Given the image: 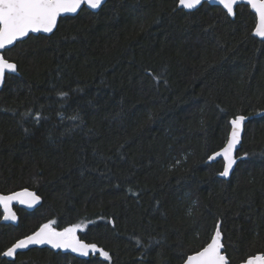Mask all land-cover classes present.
Masks as SVG:
<instances>
[{
	"label": "trees",
	"instance_id": "1",
	"mask_svg": "<svg viewBox=\"0 0 264 264\" xmlns=\"http://www.w3.org/2000/svg\"><path fill=\"white\" fill-rule=\"evenodd\" d=\"M255 24L245 4L230 17L207 2L187 11L179 0H106L3 50L17 72L0 89V192L41 199L31 211L15 206L16 225L0 211V264H182L217 224L229 264L264 254ZM260 111L237 153L247 158L223 179L222 160L209 156L232 118ZM47 222L84 224L78 238L110 259L45 246L3 256Z\"/></svg>",
	"mask_w": 264,
	"mask_h": 264
},
{
	"label": "snow or ice",
	"instance_id": "2",
	"mask_svg": "<svg viewBox=\"0 0 264 264\" xmlns=\"http://www.w3.org/2000/svg\"><path fill=\"white\" fill-rule=\"evenodd\" d=\"M103 3L104 0H0V50L13 45L15 41L28 36L30 32H53L59 17L63 14L77 13L82 5H86L90 9H98ZM219 3L223 5L229 15H234V5L238 3V0H219ZM248 3L255 10L258 17L255 34L264 38V0H248ZM200 4L201 0H179V5L186 9H194ZM6 72L16 73L17 65L0 55V84H3ZM154 79H159V77H154ZM61 95L66 94L61 93ZM35 119L38 123V114ZM245 119L244 116L238 115L231 120L230 138L223 149L214 154L217 157L222 155L224 158L223 172L220 173L222 176L227 177L237 160L248 156V153H244L242 157L233 155L236 145L240 143L241 127ZM208 159L212 160L214 157L210 156ZM40 199V196L28 189L10 195L0 194V205L3 206L5 211L4 219L13 221L17 219L15 212L10 208L12 201L15 200L22 205L26 204L31 207ZM52 223L54 222L43 224L32 235L17 240L11 247L7 248L3 256L11 258L18 249L27 248L32 244L47 243L53 248L71 249L73 252L84 256L89 254V250L99 251L101 256L110 259L109 252L97 249L96 244H87L77 238L76 231L80 227L79 225H72L64 228L63 231H56L51 226ZM221 236L220 226L217 224L210 242L193 254L187 255L184 264H229L227 256L222 251L224 245L221 243ZM242 264H264V254L251 256Z\"/></svg>",
	"mask_w": 264,
	"mask_h": 264
},
{
	"label": "water",
	"instance_id": "3",
	"mask_svg": "<svg viewBox=\"0 0 264 264\" xmlns=\"http://www.w3.org/2000/svg\"><path fill=\"white\" fill-rule=\"evenodd\" d=\"M106 2V0H104V3ZM204 2H207V3H209V4H211V5H217V6H220V7H222L225 11H226V13H227V10L223 7V5H221L220 3H219V0H201V4L202 3H204ZM103 3V4H104ZM102 4V5H103ZM200 4V5H201ZM241 4H245V5H248L249 7H250V9H251V11L255 14V16H256V24H257V20H258V17H257V14L255 13V10L251 7V5L248 3V0H238V3L236 4V5H234V15H235V9H236V7L238 6V5H241ZM199 5V6H200ZM83 6H85L86 8H88L89 10H91V11H93V12H95V11H97V10H99V8L98 9H90L88 6H86V5H82L81 6V8L83 7ZM199 6H197L196 8H198ZM180 7H182V6H180ZM80 8V9H81ZM183 9H185V10H187V11H192V10H195L196 8H194V9H186V8H184V7H182ZM79 9V10H80ZM79 10L77 11V13L79 12ZM77 13H68V14H63L61 17H64V16H74V15H76ZM228 14V13H227ZM229 15V14H228ZM234 15H229L230 17H234ZM61 17H59L58 18V20H57V25H58V22H59V19L61 18ZM256 24H255V28H256ZM57 25H56V27H57ZM56 27L53 29V31L56 29ZM255 28H254V33H255ZM39 33H41V34H44V35H50L51 33H44V32H30L28 35H30V34H34V35H36V34H39ZM255 36L256 37H258V38H261V39H264V38H262V37H259L258 35H256L255 34ZM27 37V36H26ZM26 37H24V38H20V39H18L17 41H15L14 42V44L16 43V42H18V41H20V40H24ZM14 44L13 45H10V46H7L6 47V49H8V48H11L12 46H14ZM3 50H5V49H3ZM3 50H0V55H3L2 54V51ZM10 62H12V61H10ZM12 63H14V62H12ZM6 74H8V72H6ZM5 74V75H6ZM4 83V82H3ZM2 86H3V84H0V89L2 88ZM263 114V112H258V113H256V114H253V115H242V116H244L246 119H245V121L242 123V127H241V132H240V143H238L237 145H236V149L234 150V153H233V155L234 156H236V157H238L237 156V153H238V150L240 149V146H241V143H242V139H243V134H244V129H245V125H246V123L248 122V120H250L252 117H257V116H260V115H262ZM238 116V115H237ZM235 118V117H234ZM234 118H232V119H234ZM231 119V120H232ZM231 120H230V127H229V132H228V135H227V139H226V141H225V143L223 144V146L221 147V148H219L218 150H216L215 152H213L210 156H213L214 157V159H212V160H209L208 159V161L209 162H213V161H217V160H222V162H223V167H224V158H223V156L221 155V156H214V154L215 153H217V152H220L222 149H223V147L226 145V143H227V141H228V139L230 138V134H231V131H232V126H231ZM209 156V157H210ZM238 161V160H237ZM236 165V164H235ZM235 165H233V169L232 170H230V173H229V175L227 176V177H225V176H222V175H220V177H222L223 179H229V177L231 176V174H232V171L234 170V168H235ZM223 167H222V171L221 172H223ZM24 189H28L30 192H34L33 190H31V189H29V188H22V189H19V190H16V191H13V192H10V193H1L0 192V194H2V195H10V194H12V193H14V192H20V191H22V190H24ZM39 203H40V201H38L35 205H33V206H31V207H29L28 205H22V204H20L18 201H12L11 203H10V208H11V210L13 211V212H15V214H16V216H17V219L16 220H11V219H4V216H5V211H4V209H3V206L2 205H0V211L2 212V216H1V222H3V223H10V224H13V225H16L17 223H18V215H17V213H16V210H15V206H18V207H20V208H23V209H26V210H28V211H31V210H33V209H35L38 205H39ZM43 225V224H42ZM220 226V225H219ZM41 227V226H40ZM40 227L36 230V231H38L39 229H40ZM216 227H217V225H216ZM56 231H63V230H59V229H55ZM215 230H216V228H215ZM215 230H214V232H215ZM36 231H34V232H36ZM221 231V230H220ZM33 232V233H34ZM214 232H213V234H214ZM33 233H31V234H29V235H32ZM212 234V235H213ZM222 234V233H221ZM29 235H27V236H29ZM26 237V236H25ZM25 237H23V238H25ZM23 238H21V239H23ZM78 239H80V238H78ZM222 236H221V243L223 244V242H222ZM20 240V239H19ZM80 240H82V239H80ZM83 242H85L84 240H82ZM209 242H210V240H209ZM85 243H87V242H85ZM87 244H92V243H87ZM30 246H45V247H48V248H50V249H53V250H61V251H64V252H70V253H72V254H74V255H76L77 257H80V258H87L89 255H92V254H96L98 251H96V252H93L92 250H89V254L87 255V256H84V255H81L80 253H77V252H73L71 249H59V248H53L51 245H49V244H47V243H45V244H32V245H29L28 247H30ZM27 247V248H28ZM25 249V248H24ZM97 249H98V247H97ZM223 250H224V248H223ZM222 250V251H223ZM224 252V251H223ZM193 254V253H192ZM257 254H262V253H257ZM257 254H255V255H257ZM191 255V254H190ZM255 255H253V256H255ZM251 257V256H250ZM187 258V257H186ZM249 258V257H248ZM182 264H184V261H183V263ZM238 264H242V262H240V263H238Z\"/></svg>",
	"mask_w": 264,
	"mask_h": 264
},
{
	"label": "rangeland",
	"instance_id": "4",
	"mask_svg": "<svg viewBox=\"0 0 264 264\" xmlns=\"http://www.w3.org/2000/svg\"><path fill=\"white\" fill-rule=\"evenodd\" d=\"M47 223H49V222H47ZM47 223H45V224H47ZM73 225H79L80 227L79 228H77V231H76V236H77V238H78V232L80 231V230H82L84 227H85V225L84 224H82V223H77V224H73ZM52 227H53V225H51ZM70 226H72V225H70ZM70 226H68V227H70ZM54 228V227H53ZM67 228V227H66ZM55 229V228H54ZM99 252V251H98ZM99 255H100V253H99ZM101 256V255H100ZM103 257V256H102Z\"/></svg>",
	"mask_w": 264,
	"mask_h": 264
}]
</instances>
